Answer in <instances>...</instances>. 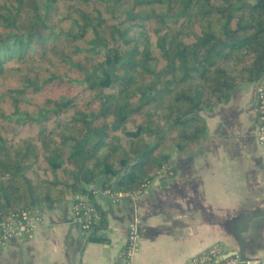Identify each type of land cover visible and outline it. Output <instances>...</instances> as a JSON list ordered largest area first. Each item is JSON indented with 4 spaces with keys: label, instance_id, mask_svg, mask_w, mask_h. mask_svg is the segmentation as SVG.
<instances>
[{
    "label": "trees",
    "instance_id": "trees-1",
    "mask_svg": "<svg viewBox=\"0 0 264 264\" xmlns=\"http://www.w3.org/2000/svg\"><path fill=\"white\" fill-rule=\"evenodd\" d=\"M253 83L264 0H0V221L81 195L99 229L96 189L174 175Z\"/></svg>",
    "mask_w": 264,
    "mask_h": 264
},
{
    "label": "crops",
    "instance_id": "crops-1",
    "mask_svg": "<svg viewBox=\"0 0 264 264\" xmlns=\"http://www.w3.org/2000/svg\"><path fill=\"white\" fill-rule=\"evenodd\" d=\"M256 87L242 85L228 102L196 114L206 138L194 152L172 153L174 175L159 176L141 195H123L117 203L98 193L99 229L84 230L72 202L42 207L33 238L9 240L0 248V264H125L132 222L141 246L130 264H182L214 246L241 254L246 264L264 262Z\"/></svg>",
    "mask_w": 264,
    "mask_h": 264
},
{
    "label": "built area",
    "instance_id": "built-area-1",
    "mask_svg": "<svg viewBox=\"0 0 264 264\" xmlns=\"http://www.w3.org/2000/svg\"><path fill=\"white\" fill-rule=\"evenodd\" d=\"M255 112L258 121L257 141L264 149V83L256 88ZM101 193L108 196L113 202H119L122 194L111 190L94 191V196ZM71 212L81 227L90 231L95 208L93 203L86 197L77 195L72 203ZM40 220L39 211L26 210L20 214H14L0 221V248L12 239H32L35 234L36 222ZM141 237L137 222L128 226V235L124 250V262L130 264L133 257L139 252ZM182 264H246L245 259L239 253H228L220 246H214L204 252L197 254ZM264 264V262H257Z\"/></svg>",
    "mask_w": 264,
    "mask_h": 264
},
{
    "label": "water",
    "instance_id": "water-1",
    "mask_svg": "<svg viewBox=\"0 0 264 264\" xmlns=\"http://www.w3.org/2000/svg\"><path fill=\"white\" fill-rule=\"evenodd\" d=\"M162 179H165L166 180V178H162ZM161 181V180H160Z\"/></svg>",
    "mask_w": 264,
    "mask_h": 264
},
{
    "label": "rangeland",
    "instance_id": "rangeland-1",
    "mask_svg": "<svg viewBox=\"0 0 264 264\" xmlns=\"http://www.w3.org/2000/svg\"><path fill=\"white\" fill-rule=\"evenodd\" d=\"M40 212V211H39Z\"/></svg>",
    "mask_w": 264,
    "mask_h": 264
}]
</instances>
